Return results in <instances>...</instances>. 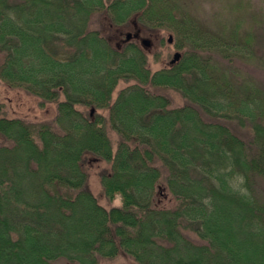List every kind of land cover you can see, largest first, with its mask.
Segmentation results:
<instances>
[{"label": "trees", "instance_id": "1", "mask_svg": "<svg viewBox=\"0 0 264 264\" xmlns=\"http://www.w3.org/2000/svg\"><path fill=\"white\" fill-rule=\"evenodd\" d=\"M188 1L0 0V80L58 104L29 122L0 94V264H264V87L249 74L264 56L242 20L203 27ZM98 13L166 27L181 58L154 69L135 40L91 29ZM90 154L118 204L88 188Z\"/></svg>", "mask_w": 264, "mask_h": 264}, {"label": "rangeland", "instance_id": "2", "mask_svg": "<svg viewBox=\"0 0 264 264\" xmlns=\"http://www.w3.org/2000/svg\"><path fill=\"white\" fill-rule=\"evenodd\" d=\"M188 10L190 15L206 28H219L221 22L231 23L237 19L242 20L246 27L256 31L258 36L257 54L264 56V0H189ZM91 29L100 31L114 46L119 47L127 39V34L131 33L132 37L129 40H135L147 54L151 55L149 61L154 69L167 67L174 53L182 52L176 46L175 35L166 27L160 29H151L145 26L143 28L142 26L141 28L117 27L110 25L105 15L98 13L92 19ZM170 36L173 37L171 43L169 42ZM145 39L150 41L148 46L143 43ZM249 67L253 69V72L249 71V74L264 87V68L257 65ZM123 86H126V83H121L119 87ZM165 92L171 98V107L183 105L184 99L178 91L165 90ZM0 94L5 105L4 113L9 118H21L29 122L53 121L58 114L56 102L43 103L41 98L36 95L28 93L22 88H12L1 80ZM91 108L89 107L85 111L90 112ZM94 110L106 119L109 116L107 110L99 108ZM107 131L113 145L116 146L119 136L110 126L107 127ZM2 142L3 137L0 135V143ZM84 167L89 176L88 188L99 202L107 207L118 204L120 197H117L114 202H109L105 198L101 186V176L110 170V164L90 154L84 160ZM166 198L161 192L157 196V201L161 205L171 206L174 204L173 199L167 201ZM185 233L197 240V236L190 230H185ZM133 261V258L125 253L119 254L113 259L102 258L100 260L102 264H132ZM59 264H65V262L60 261Z\"/></svg>", "mask_w": 264, "mask_h": 264}, {"label": "water", "instance_id": "3", "mask_svg": "<svg viewBox=\"0 0 264 264\" xmlns=\"http://www.w3.org/2000/svg\"><path fill=\"white\" fill-rule=\"evenodd\" d=\"M131 37H132V34H131V33H128V34H127V40L131 39ZM172 40H173V37L170 36V37H169V42H172ZM143 43H144L145 45L148 46V45L150 44V41L147 40V39H145V40L143 41ZM181 56H182V53H181V52H178V51L175 52L174 55H173L172 60L170 61V63H171V64L176 63V62L181 58ZM93 113H94V110L92 109L91 114L93 115Z\"/></svg>", "mask_w": 264, "mask_h": 264}, {"label": "flooded vegetation", "instance_id": "4", "mask_svg": "<svg viewBox=\"0 0 264 264\" xmlns=\"http://www.w3.org/2000/svg\"><path fill=\"white\" fill-rule=\"evenodd\" d=\"M123 43V42H122ZM92 109V108H91ZM94 110V109H93Z\"/></svg>", "mask_w": 264, "mask_h": 264}]
</instances>
